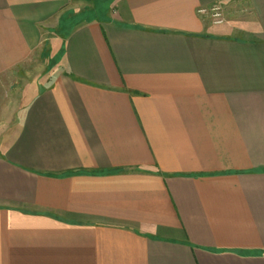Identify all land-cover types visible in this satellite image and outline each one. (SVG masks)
Here are the masks:
<instances>
[{
	"label": "crops",
	"instance_id": "crops-1",
	"mask_svg": "<svg viewBox=\"0 0 264 264\" xmlns=\"http://www.w3.org/2000/svg\"><path fill=\"white\" fill-rule=\"evenodd\" d=\"M0 264H264V0H0Z\"/></svg>",
	"mask_w": 264,
	"mask_h": 264
},
{
	"label": "built area",
	"instance_id": "built-area-1",
	"mask_svg": "<svg viewBox=\"0 0 264 264\" xmlns=\"http://www.w3.org/2000/svg\"><path fill=\"white\" fill-rule=\"evenodd\" d=\"M212 18H213V22L216 23V24L222 22L221 13H220L218 7L212 8Z\"/></svg>",
	"mask_w": 264,
	"mask_h": 264
},
{
	"label": "rangeland",
	"instance_id": "rangeland-1",
	"mask_svg": "<svg viewBox=\"0 0 264 264\" xmlns=\"http://www.w3.org/2000/svg\"><path fill=\"white\" fill-rule=\"evenodd\" d=\"M219 11H220V9H219ZM19 89H20V86H19Z\"/></svg>",
	"mask_w": 264,
	"mask_h": 264
}]
</instances>
